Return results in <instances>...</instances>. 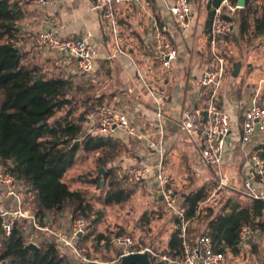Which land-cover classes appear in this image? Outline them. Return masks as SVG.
Here are the masks:
<instances>
[{"label":"crops","instance_id":"obj_1","mask_svg":"<svg viewBox=\"0 0 264 264\" xmlns=\"http://www.w3.org/2000/svg\"><path fill=\"white\" fill-rule=\"evenodd\" d=\"M213 1L200 0L199 10L196 11L197 8L192 0L195 16L190 29L180 28L169 14L168 6L172 4V0H153L150 3L141 0L140 2L119 6L118 17L123 34L121 51L117 49L115 42L104 30L101 15L95 9L96 0H48L49 3L43 7L33 3L21 2L24 7L25 16L22 19L20 28L26 33L25 39H23L21 44L28 49L26 55L28 63L39 64L43 67L44 73L47 75V72H54L56 75L54 77L72 81L76 87L75 90H81L83 88L82 86L88 83V86L92 87L91 92L87 93L89 97L100 99L103 104L108 102V104H115L120 108L127 109L133 123L150 134V139L143 142L134 141L121 131L114 135V138L122 143V145L121 150L114 160L108 164V167L115 170L119 180H124V172L126 169L136 165L153 167L160 156L166 158L170 173L175 172L177 168L178 172L182 170L186 172L188 168L189 172L194 175L198 170L196 167L197 164L203 165L201 162V146L198 142L191 140L182 133L179 121L187 107L195 105L196 107L204 108L208 105L214 94L217 105L230 115L232 122V133L227 139L226 154L223 166L221 167L222 174L219 176L220 179L216 178V181H219V187L214 192L219 193V190L228 187V184L230 185L233 182L234 175L236 180L242 177L243 183L250 177L249 155L254 152L258 153L257 149L264 142V136L259 137L248 146L242 145L241 131L244 117L240 115V108L244 104L246 105V103L249 108L254 101H257L256 97L258 98V95L256 96L250 84H246L245 87L240 84L241 82L233 83L234 81H230L228 77L223 80L222 86L217 91L214 88L201 87L199 83L204 72L215 64L212 59L209 37L212 19V7L210 5ZM240 1L238 0L237 4ZM262 10H264V7ZM151 17H155L160 22L170 25L172 38L180 50V57L175 63L173 76L166 75L160 64L154 59V46L150 31ZM42 27H49L59 31L61 37L64 39L91 37V40L98 47L95 71L91 75H83L78 71L76 63L74 65L68 64V61L64 57L54 54L45 55L39 49L42 58H39L38 55L33 53L30 54L33 50L32 46L36 45V34ZM234 34L238 37H244L240 35V28L237 25ZM252 36L261 37L264 43V35ZM30 37H33L32 42L28 41ZM206 53H209L210 61L206 57ZM239 61V64L231 73V80L236 79L234 74L237 67H239L237 76L239 73L242 76L239 81H251L258 77L254 71H249L254 63H257V66H260L258 68L264 71L263 52H260V54L254 52L246 60L240 59ZM245 69L247 72L246 75L243 73ZM261 75L264 78L263 72ZM48 76L51 77L50 75ZM232 84L240 86L236 88L238 91L236 99L233 97ZM246 93L250 94L251 99L249 102L243 100ZM159 95H164L165 97L161 105L157 103ZM159 110H161V117L159 116ZM87 128L86 125L84 130L89 129ZM149 143L153 144L154 147L151 148ZM239 160L243 161L240 163ZM98 171H101V169L98 168ZM104 174L99 173L100 176ZM223 177L228 179L227 184L222 185ZM173 179L171 182L174 181ZM103 181L110 182V179L101 180L100 186L104 185ZM144 182V184L150 186L154 193H156L157 200L160 204L159 212L161 214V211L164 210V203L160 200L161 197L156 192L155 172H153L149 180ZM191 192L193 191L181 194L180 203L182 206L184 203V195ZM231 196L227 197L224 202L221 201L215 208L218 211L231 213L232 208L242 206L251 200L249 198L246 201H239ZM7 206H10V203ZM97 213L101 219V212ZM71 216L70 212H65L59 218L53 219V223L58 228L70 222L72 219ZM167 217L164 220L166 228L161 233L167 239L166 251L172 235L178 228L176 225L177 217H172V219ZM159 221H163V219ZM24 222L28 223L31 228L28 231L29 237L34 232V229H32L31 223ZM140 222L143 225H148L151 220L145 213ZM92 223L93 230L98 223L96 220H93ZM257 232L259 234L258 239H254L247 248L240 246V252L249 251L251 257H255L260 252V249L264 248V242H262L264 239V231ZM94 233L95 231H92L85 238V244L88 239L91 240L94 238L92 237ZM99 236L105 235L102 233L96 235L94 241L96 249L101 251L110 249L111 243L107 239L109 237L105 236L106 238L99 242L97 241ZM115 237H117V234L112 239ZM112 244H114L113 241ZM135 244L139 248L150 249V247H145L136 242ZM254 246H256L255 249H253ZM115 248L118 252L117 257L104 262L100 260L102 264H117L120 262L122 248L117 245ZM261 254H263L262 261L258 264H264V249ZM66 256L69 259L71 258L69 255ZM164 256L171 257L166 253ZM71 263L73 262L71 261Z\"/></svg>","mask_w":264,"mask_h":264},{"label":"trees","instance_id":"obj_2","mask_svg":"<svg viewBox=\"0 0 264 264\" xmlns=\"http://www.w3.org/2000/svg\"><path fill=\"white\" fill-rule=\"evenodd\" d=\"M22 1L0 0V165L23 184L25 204L27 197L34 198V209L41 219L55 220L65 212L74 217L81 214L91 218L93 204L84 192L72 191L64 178L76 165L80 151L98 154L95 163L106 173L85 182L100 185L101 180L110 179L105 203L129 201L133 190L123 185L115 170L108 167L122 143L114 136L87 135L92 124L86 115L104 105L100 99L89 97L82 89H78L81 96L78 98L72 81L49 77L39 64L25 61L21 50L26 34L20 28L25 16ZM222 1L214 0L210 6H219ZM236 24L241 36L264 35V10H260L257 0H246L245 8L236 14ZM81 109L85 110L79 113ZM86 125L88 130H84ZM257 150L264 158V142ZM218 187L219 181L215 180L212 185L184 195L186 219L198 226L189 229V241L196 245L202 236L208 235L217 242L218 249L231 250L236 255L241 251L239 239L244 226L256 232L264 231V201L251 199L232 208L231 213L218 211L216 205H206ZM176 225L178 228L166 254L181 259V221L178 218ZM29 229L28 223L19 222L7 237L0 218V264H72L66 255L59 254V244L50 238L39 243L37 251L27 250ZM104 238L99 236L97 241ZM107 239L112 244L114 239Z\"/></svg>","mask_w":264,"mask_h":264},{"label":"built area","instance_id":"obj_3","mask_svg":"<svg viewBox=\"0 0 264 264\" xmlns=\"http://www.w3.org/2000/svg\"><path fill=\"white\" fill-rule=\"evenodd\" d=\"M141 0H96L95 9L100 13L106 34L115 42L121 51L123 39L122 26L118 17V7L124 4L140 2ZM147 3L153 0H144ZM46 6L48 0L23 1V3ZM239 4L232 0H223L219 6L212 5V19L209 29L210 47L213 67L206 70L199 83L201 87L214 88L217 91L224 80L226 59L218 52L221 39L233 35L236 29V14L242 10ZM168 12L175 23L182 29H190L195 16L192 0H172ZM150 31L154 46V59L160 64L166 75L173 76L175 63L180 57V50L174 42L170 25L160 22L155 17L150 18ZM35 44L37 49L45 55H59L64 57L68 64L76 63L78 71L83 75H91L95 71L98 57V47L86 38L64 39L59 31L49 27H42L36 34ZM164 95H159L158 105L164 100ZM161 117V110H159ZM86 118L92 124L87 135L114 136L117 132L125 133L130 139L143 142L150 139V134L140 126L133 123L129 111L115 104L95 107ZM180 130L184 135L201 146V162L211 167L220 168L223 165L227 139L232 133L230 115L216 104L215 94L204 108L190 105L187 107L179 121ZM264 136V105L254 101L245 111L241 131L243 146L252 144L259 137ZM150 144V143H149ZM151 148L154 147L150 144ZM248 164L251 174L244 181V192L247 197L264 201V158L257 152L249 155ZM155 172L156 192L163 198L167 209L173 212L181 221L180 239L182 241V258L177 260L168 256H158L151 249H142L136 246L129 236H119L113 243L122 248L125 256L148 253L154 263L166 264H231L227 250L218 249L217 242L211 236H202L196 245L189 241V227L191 222L186 219L187 208L182 206L180 199L172 187L169 171L165 166L164 157L160 156L153 167L142 165L132 166L124 172L125 183L136 186L151 178ZM228 179L222 180V185ZM23 184L12 174L7 173L0 165V218L2 228L7 237H10L16 224L22 221L31 223L34 232L28 237V244H36L51 238L59 244V254L69 255L72 264H102L98 259L89 257L85 238L91 234L92 221L81 214L72 215L67 224L58 228L51 218L41 219L37 212H31L24 203ZM10 203V206L7 204ZM39 233H43L40 235ZM258 232L250 226H244L240 232L239 245L249 247L250 240L258 239ZM122 255L120 256V260Z\"/></svg>","mask_w":264,"mask_h":264},{"label":"rangeland","instance_id":"obj_4","mask_svg":"<svg viewBox=\"0 0 264 264\" xmlns=\"http://www.w3.org/2000/svg\"><path fill=\"white\" fill-rule=\"evenodd\" d=\"M193 2L197 8L196 11L199 10L200 0H193ZM257 5L259 6L260 10H262V8L264 7V0H257ZM20 23H22V21ZM28 41L32 42L33 37L28 38ZM35 46H32L33 50L30 52V54L33 53L35 55H38L39 58H42V55H40V51ZM217 48L220 56L226 59V71L224 79L228 77L230 81H234L233 83L241 82L240 84L245 87L246 84H250L252 90L255 91L256 96L258 95V98L256 97L258 103L264 105V78L261 75V73H264V71H262L261 68H258L260 66H257V63H254L253 67L249 69V71L251 70L252 72H255V75L258 76L257 78H254L251 81H246L243 77L244 81H239L240 78H242L241 74L239 73L235 80H231V73L239 64L240 59L246 60V58H248L254 52L256 54H260V52L264 53L263 39L258 36L253 37L250 35L238 37L234 34L225 39H221ZM21 50L25 54V61L27 60L26 62H28V58H26V55L28 53L27 47L22 46ZM206 57L210 61L209 53H206ZM47 73L51 77L56 76L54 72ZM243 73L244 75H246V69ZM82 87V91L87 93L91 92L90 90H92V87L88 86V83H86ZM238 87L240 86H237L236 84L231 85V88L233 89L232 93L234 99L237 98L238 91L236 90V88ZM74 92L78 98L81 97L79 96L80 92L78 89H76ZM250 99V94L246 93L243 100L249 102ZM104 104H108V102H105ZM247 108V103L240 108V115H242V117H244V113ZM84 110L85 109H81L79 113L83 112ZM97 156V154H86L83 151H80L78 154L76 165L68 172V174L64 178V181L69 185L71 190L83 191L91 201V203L94 205L95 211L90 220H96L98 224L93 228V230L91 227V233L92 231H95V233L92 235V237L94 238L91 240L88 239V241L86 242L89 251V257L92 259L102 260L104 262L112 258H116L118 255L115 244H112L110 249L105 251L96 249L94 241L96 235L99 233H102L105 236L109 237L110 240L113 236H116V234L123 233L120 236H129L133 238L137 244L144 245L145 247H150V249H152L158 256H164L167 247L166 236L161 234L164 231L163 229L166 228V223L164 222V220L167 216V218L169 219H172V217L176 218V215L173 212L169 211L165 205H162L164 210L161 211L162 213L160 214V204L157 200L158 198L156 197V193H154L153 189L150 186L144 184L145 182L130 187L125 183V180H122V183L124 185L134 190L133 196L129 201L125 203L106 205L104 203V198L110 187V182L103 181L105 183L101 186L98 184L85 182L93 181L99 176L100 171H98V167L95 163ZM164 161L165 166L169 171V165L166 161V158H164ZM241 161L243 160H239L240 163ZM196 167L198 170L194 175L189 172L188 168L186 172H184V170L178 172L177 167V170L175 172H169L171 180L172 178H174L172 187L176 192L178 198L180 199V202L182 193L196 191L203 185H212L216 178L220 179L219 176L222 174L221 167H211L205 164H197ZM224 178L225 177H223L222 179ZM243 185L244 183L242 177L239 180H236L234 175L233 182L230 183V185L228 184V187L219 190V193L214 192L210 200L206 202V205H217L221 203V201L224 202L227 197L231 195V197L234 199H237L239 201H246L247 199H249V197L246 196ZM34 205V198L32 196L27 197V209L31 212H36L34 209ZM97 212H101V219ZM145 213L151 220L148 225H143L142 222H140ZM161 219H163V221H159ZM197 227L198 226H196L195 223H191L189 229L194 230L197 229ZM39 234L43 235V233ZM262 242H264V239L262 240ZM263 249L264 248L260 249V252L255 257H251V253H249V251L240 252L239 254L234 255L231 250H227V254L229 260L231 261V264H258L262 261L263 254H261V252L263 251Z\"/></svg>","mask_w":264,"mask_h":264},{"label":"water","instance_id":"obj_5","mask_svg":"<svg viewBox=\"0 0 264 264\" xmlns=\"http://www.w3.org/2000/svg\"><path fill=\"white\" fill-rule=\"evenodd\" d=\"M239 5L241 7L245 6V0H241ZM239 71V67H237L236 72L234 74V77H237ZM39 81V78L37 79ZM81 142L78 141L77 144L79 145ZM16 165V162L13 163ZM105 170L101 169L100 174H104ZM104 184V182H103ZM163 201V198L160 199ZM27 250L37 251L39 247L36 244H28L26 247ZM122 258L119 263L117 264H163V263H154L152 259L150 258V255L148 253L145 254H134V255H128L125 256L123 253H121ZM91 264H97V263H91Z\"/></svg>","mask_w":264,"mask_h":264}]
</instances>
